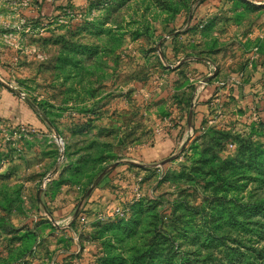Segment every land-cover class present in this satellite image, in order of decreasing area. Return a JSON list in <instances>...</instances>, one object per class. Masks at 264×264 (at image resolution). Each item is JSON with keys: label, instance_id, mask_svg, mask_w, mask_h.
Returning a JSON list of instances; mask_svg holds the SVG:
<instances>
[{"label": "rangeland", "instance_id": "rangeland-1", "mask_svg": "<svg viewBox=\"0 0 264 264\" xmlns=\"http://www.w3.org/2000/svg\"><path fill=\"white\" fill-rule=\"evenodd\" d=\"M263 249L264 0H0V264Z\"/></svg>", "mask_w": 264, "mask_h": 264}, {"label": "trees", "instance_id": "trees-1", "mask_svg": "<svg viewBox=\"0 0 264 264\" xmlns=\"http://www.w3.org/2000/svg\"><path fill=\"white\" fill-rule=\"evenodd\" d=\"M244 264H264V249L258 250L254 261L251 262L250 260H246Z\"/></svg>", "mask_w": 264, "mask_h": 264}]
</instances>
